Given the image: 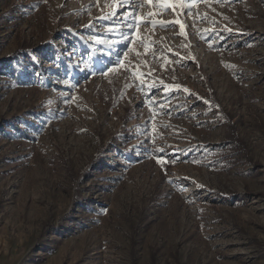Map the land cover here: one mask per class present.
Masks as SVG:
<instances>
[{
	"label": "rangeland",
	"instance_id": "1",
	"mask_svg": "<svg viewBox=\"0 0 264 264\" xmlns=\"http://www.w3.org/2000/svg\"><path fill=\"white\" fill-rule=\"evenodd\" d=\"M184 3L0 0V264H264V0Z\"/></svg>",
	"mask_w": 264,
	"mask_h": 264
},
{
	"label": "snow or ice",
	"instance_id": "2",
	"mask_svg": "<svg viewBox=\"0 0 264 264\" xmlns=\"http://www.w3.org/2000/svg\"><path fill=\"white\" fill-rule=\"evenodd\" d=\"M156 2L158 3V5L160 6V8L164 9V10H168L171 9L173 11L176 10V8L179 7H189V9L191 8V5H185L184 0H156ZM148 3L151 4L152 0H148ZM159 13H157L156 15H158ZM133 19H136L135 13H133ZM153 26H155L157 23L160 24L161 27H167L168 25L165 22L162 21H156V20H151L149 21ZM175 24H180L181 27V34H183V29H184V25L179 21H175ZM134 27H138V24L135 25ZM108 71H115L114 69H109ZM159 163H161L162 165L165 163L164 160H160L158 161Z\"/></svg>",
	"mask_w": 264,
	"mask_h": 264
},
{
	"label": "trees",
	"instance_id": "3",
	"mask_svg": "<svg viewBox=\"0 0 264 264\" xmlns=\"http://www.w3.org/2000/svg\"><path fill=\"white\" fill-rule=\"evenodd\" d=\"M14 56L15 55H13L12 57H14ZM232 143H236L239 147H241L242 149H244V144H243V142L238 137H235L234 136V140L232 141Z\"/></svg>",
	"mask_w": 264,
	"mask_h": 264
}]
</instances>
